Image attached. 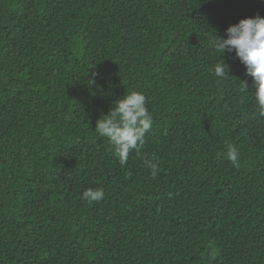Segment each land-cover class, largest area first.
<instances>
[{
	"label": "trees",
	"instance_id": "16d2710c",
	"mask_svg": "<svg viewBox=\"0 0 264 264\" xmlns=\"http://www.w3.org/2000/svg\"><path fill=\"white\" fill-rule=\"evenodd\" d=\"M257 15L264 0H0V264H264V117L235 52L209 46ZM131 91L153 127L121 166L95 128Z\"/></svg>",
	"mask_w": 264,
	"mask_h": 264
},
{
	"label": "clouds",
	"instance_id": "9594fccd",
	"mask_svg": "<svg viewBox=\"0 0 264 264\" xmlns=\"http://www.w3.org/2000/svg\"><path fill=\"white\" fill-rule=\"evenodd\" d=\"M225 36L226 38H222L216 35L210 40L209 46L222 56L226 52H235V56L246 67V74L253 79L256 89L255 107L259 116L264 117V17L257 15L255 18L242 19L238 24L230 26ZM211 71L218 80L229 76V68L223 59ZM242 85L246 91V84ZM146 104L147 98L143 93L127 92L123 99L117 100L110 111L97 121L95 132L108 140L121 166L127 164L131 152H140L145 144L146 134L152 131L153 116ZM226 147L227 159L234 167L239 168L238 149L232 144ZM147 167L151 169V176L155 179L158 165L148 161ZM103 197L102 189L89 188L82 193V199L88 203L99 202Z\"/></svg>",
	"mask_w": 264,
	"mask_h": 264
}]
</instances>
